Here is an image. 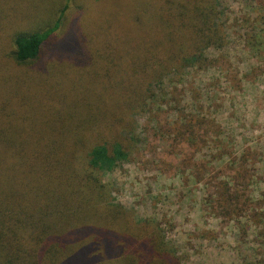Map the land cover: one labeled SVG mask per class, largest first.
Masks as SVG:
<instances>
[{
    "label": "trees",
    "instance_id": "trees-1",
    "mask_svg": "<svg viewBox=\"0 0 264 264\" xmlns=\"http://www.w3.org/2000/svg\"><path fill=\"white\" fill-rule=\"evenodd\" d=\"M30 1L29 12L0 0V264H182L159 214L119 200L112 176L139 161L149 129L199 144L197 94L182 93L189 106L176 114L171 104L185 77L225 75L237 35L224 0ZM245 4L243 38L263 62L264 28L253 34L250 14L264 0ZM203 124L219 139L216 119ZM148 189V203L172 196Z\"/></svg>",
    "mask_w": 264,
    "mask_h": 264
},
{
    "label": "rangeland",
    "instance_id": "rangeland-1",
    "mask_svg": "<svg viewBox=\"0 0 264 264\" xmlns=\"http://www.w3.org/2000/svg\"><path fill=\"white\" fill-rule=\"evenodd\" d=\"M8 5L16 6L14 1ZM22 6L25 11L33 9L30 0H22ZM223 7L227 31L237 35L225 52L221 68L225 75L209 71L185 77L176 89L179 108L171 104L174 111L185 109L188 99L182 93L193 99L191 92L197 94L194 106H203L202 115L194 119L199 144L186 150L149 129L142 137L146 150L139 161L126 163L122 173L112 176L119 200L143 215L159 214L182 264H264V61L254 52L252 57L248 37L243 38L250 32L241 20L247 14L245 0H224ZM251 12L256 34L264 28V8ZM43 17L40 14L39 22ZM172 113L162 119L164 129L169 128ZM209 119L221 126L219 139L212 135L214 127L203 124ZM243 142L242 151L238 145ZM214 143L219 150L211 152L208 147ZM148 188L151 196L164 192L172 196L148 203L152 200L147 198Z\"/></svg>",
    "mask_w": 264,
    "mask_h": 264
}]
</instances>
